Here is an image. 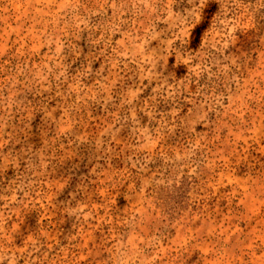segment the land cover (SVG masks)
<instances>
[{
    "label": "rangeland",
    "instance_id": "obj_1",
    "mask_svg": "<svg viewBox=\"0 0 264 264\" xmlns=\"http://www.w3.org/2000/svg\"><path fill=\"white\" fill-rule=\"evenodd\" d=\"M0 264H264V0H0Z\"/></svg>",
    "mask_w": 264,
    "mask_h": 264
}]
</instances>
